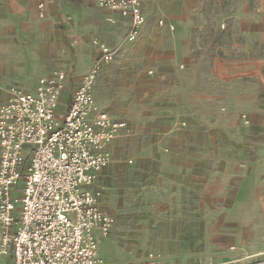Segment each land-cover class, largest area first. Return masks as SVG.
Instances as JSON below:
<instances>
[{
    "label": "rangeland",
    "instance_id": "rangeland-1",
    "mask_svg": "<svg viewBox=\"0 0 264 264\" xmlns=\"http://www.w3.org/2000/svg\"><path fill=\"white\" fill-rule=\"evenodd\" d=\"M41 1L7 0L0 83L31 88L66 68L64 110L76 77L99 63L97 104L130 127L100 176L102 205L116 217L102 256L142 264L155 251L163 264H194L232 246L264 250V16L252 9L232 27L235 1L143 0L146 23L129 41L130 24L112 23L93 0H43L65 17L73 36L64 43ZM94 40L113 50L111 62L82 50Z\"/></svg>",
    "mask_w": 264,
    "mask_h": 264
},
{
    "label": "built area",
    "instance_id": "built-area-1",
    "mask_svg": "<svg viewBox=\"0 0 264 264\" xmlns=\"http://www.w3.org/2000/svg\"><path fill=\"white\" fill-rule=\"evenodd\" d=\"M95 1L131 17L127 40L141 34L142 0ZM47 10L40 2L41 17ZM93 45L102 61L113 60L109 46L98 40ZM99 67L95 62L83 74L64 110L71 77L66 69L41 77L33 91L12 87L0 106V257H11L13 264H106L100 243L116 218L102 208L103 192L95 185L112 162L110 144L127 123L97 107ZM160 256L150 251L142 264H163ZM197 264H264V259Z\"/></svg>",
    "mask_w": 264,
    "mask_h": 264
},
{
    "label": "crops",
    "instance_id": "crops-1",
    "mask_svg": "<svg viewBox=\"0 0 264 264\" xmlns=\"http://www.w3.org/2000/svg\"><path fill=\"white\" fill-rule=\"evenodd\" d=\"M0 1H3V0H0ZM47 1L49 3H52L53 2V0H47ZM93 1L98 6L97 2L95 0H93ZM231 1H235L236 2V4L234 5V7L231 8V11L232 12L234 11L233 14L231 15V18H230L232 20L231 21V24H230L232 27L235 26V25H237L239 22H240V25H243L245 23H248L249 16L251 17L250 10H252V9L255 11V13H257V14H259L261 16H264V0H231ZM41 2H45L47 4V8H48V3L46 1H43L42 0ZM142 2H143V0H142ZM39 4H40V2H39ZM99 8H101V7H99ZM101 9L104 10L105 12L109 13V14H113L114 15V16H110L108 18V20L111 21L112 23H117V21L121 18V22H124V23H127V24H131V17L130 16H124L120 12L113 11V10H110V9H105V8H101ZM51 10H52V12H51ZM51 10L49 11V8H48L47 15L51 14V16L53 17V19L55 21L54 22L55 27L58 28L59 34L61 35V38H62V42L65 43V41H67L73 35L70 36L65 31V25L64 24H65L66 21H65L64 15L63 14H60L57 10L55 11V9L53 7L51 8ZM182 10L183 11H187L188 10V5L186 3H183ZM7 13H8V5H7V0H5L4 14H3V6L2 5L0 6V43H2L3 40L7 41V39H8V21H7L8 20V17H7ZM62 16L64 17V20H63ZM187 21L189 22V19H187V18H182L181 19V22H183L184 24H187ZM251 22L253 23V26H258V20H256V19L253 18V20L251 19ZM141 33H142V31H141ZM81 48H82V50H84V52L87 55H89L91 57H98V56H96V54L97 53H100L99 50H98V48H94L93 45L88 46L87 44L81 43ZM92 65H93V63H92ZM92 65H90V68H91ZM90 68H88L83 74H85ZM58 69H64V68H62V67L54 68V69H52V70L44 73L43 75H41L37 79V81L35 82V84L31 88H27V87H25L22 84H16V85H13L10 88H8L7 84L3 85L2 83H0V106L2 104H4L8 100L9 95H10V89L12 87H18V88H20V89H22L24 91H33V90H35L36 84H37L38 80L41 77L46 76V75H49V74L53 73L54 71H56ZM99 71H100V67H99ZM99 71H98L96 80L98 78ZM83 74L81 76H77L76 77L77 86L80 84L81 78H82ZM72 79H74V76L73 77L72 76L70 77L69 84L71 83V80ZM96 80H95V83H96ZM95 83H94V89H93L94 96H95ZM68 87H69V85L67 86L66 91L68 90ZM194 87H195V85H194ZM194 92L197 94L196 95L197 98H199L201 96V94H202L198 89H195ZM64 98H65V93L63 95V99ZM95 100H96V97H95ZM96 105H97V107L100 110L107 111L113 118L116 117L110 111H108L106 109H103V108H100L99 105L97 104V101H96ZM117 120H119V119H117ZM122 121H125L126 122V120H123V119H122ZM129 132H130V127H129L128 123H127V128L124 129L122 131V133L117 138H115L113 140V142L110 144L109 148H110V150L112 152V156H113L112 162L114 160V145H115L116 140L119 137H121V136L127 135ZM128 162L130 164H133L134 163L133 158L129 159ZM104 170H102L99 173V176H98V179H97L96 185H95V187L102 189V192L104 191V187L100 183V176H101V174H102V172ZM102 197H103V195H102ZM102 197H101L100 203H101L102 208L104 209V207L102 205ZM104 211H106L107 213H110V212H108L105 209H104ZM241 237H242L241 238V243L242 244L243 243L246 244L247 241L249 240L248 237L247 236H241ZM233 249H235V246H232L230 252L229 253H226L225 255H221V254L218 255V254H214V253L207 254V255L201 257L199 260H197L194 264H197L199 261H208L210 259L214 260L215 262H225V261H229V260H240V261H243V262H251V261L263 260L264 259V250H261V251H258V252H254V253H251V254L243 255V252L242 251H239V252L236 253V252H234ZM240 249L243 250L242 247H240ZM101 256H102V254H101ZM104 260H105L106 264H119V263H115V262H112V261H108L105 258H104ZM0 264H13V260H12L11 257H8V258L7 257L6 258L5 257H0ZM174 264H176V263H174ZM177 264H179V263H177Z\"/></svg>",
    "mask_w": 264,
    "mask_h": 264
},
{
    "label": "water",
    "instance_id": "water-1",
    "mask_svg": "<svg viewBox=\"0 0 264 264\" xmlns=\"http://www.w3.org/2000/svg\"><path fill=\"white\" fill-rule=\"evenodd\" d=\"M63 20H64V17L62 16Z\"/></svg>",
    "mask_w": 264,
    "mask_h": 264
}]
</instances>
